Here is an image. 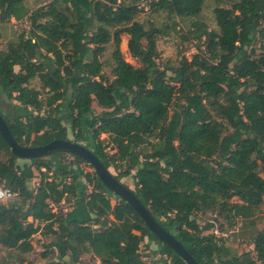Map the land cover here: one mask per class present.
Instances as JSON below:
<instances>
[{"label":"trees","instance_id":"16d2710c","mask_svg":"<svg viewBox=\"0 0 264 264\" xmlns=\"http://www.w3.org/2000/svg\"><path fill=\"white\" fill-rule=\"evenodd\" d=\"M137 1L51 0L29 10L25 0H0V24L11 18L28 24L16 42L0 49V94L8 102L7 113H0L20 145L68 139L59 115L69 95V128L75 139L89 134L90 149L106 168L119 171L117 180L135 171L137 198L198 264H264V227L251 234L254 255L237 253L216 231L204 234L193 217L209 211L232 228L239 219L255 216L264 201V44L259 54L252 47L258 38L264 40V0L216 6L217 30L194 21L188 33L204 37L205 52L164 69L156 62L161 31L135 19ZM204 2L152 0L150 8L194 17ZM122 34L129 35L128 52L141 67L122 58ZM110 41L115 45L114 78L108 81L99 56ZM43 61L55 69H47ZM168 70L172 75L167 77ZM33 78L40 88L29 87ZM94 101L102 108L99 113ZM101 134L108 136L114 152L106 149ZM146 144L150 151L143 152L140 147ZM2 150L8 159L0 160V184L16 192L0 202L2 247L30 252L31 238L42 226L64 245L69 243L66 250L73 264L83 252H91L99 264H187L131 205L115 194L118 201L111 204V191L94 169L86 172L80 166L93 168L86 160L69 153L72 161L65 164L57 158L60 165H55L51 156L65 150L32 158L40 178L30 188L29 171L17 163L0 135ZM79 176L90 186L82 199L89 215L69 220L68 213L52 211L50 204L76 197ZM233 197L240 202H231ZM144 240L157 244L159 259H143L139 246Z\"/></svg>","mask_w":264,"mask_h":264},{"label":"rangeland","instance_id":"374dc122","mask_svg":"<svg viewBox=\"0 0 264 264\" xmlns=\"http://www.w3.org/2000/svg\"><path fill=\"white\" fill-rule=\"evenodd\" d=\"M51 0H25L26 6L29 10H34L39 6L46 5ZM152 0H138L136 2L138 7V13L135 16V19L146 26L148 24H153L155 27L160 29V33L156 38V45L158 49V58L156 62L159 65L160 69L175 67L179 60L182 57H186L188 59L198 51L205 52V44L203 43L204 37L197 39L193 37V34H189L188 31L192 29V23L196 20H199L205 23L208 30L214 29L217 30L216 22L214 19V8L216 6H222L229 8L231 3L234 0H205L204 5L200 14L194 17H177L168 15L166 11L159 10V11H152L150 8V2ZM25 23V24H24ZM18 22V21H9L6 22V27H9V31H6L8 35L11 33L18 34L21 33L23 30L26 32L28 30V24L26 22ZM250 33H252L250 31ZM129 35L122 34L120 36V44L119 50L122 58L125 61L130 62L135 67H141V64L133 58L127 49V41ZM146 44V40L143 41ZM7 43L1 41L0 39V49L5 48ZM261 44H264V40L258 38L255 44L252 46L255 49L256 54L262 53V48L260 47ZM251 47H248L246 50H250ZM115 49V45L112 41H110L105 50L100 54L99 60L102 62V70L101 74L104 78L108 81H111L114 76L112 73V68L114 66V60L112 57V53ZM45 67L51 71L55 69L53 64H50L47 61H43ZM15 70H18V66L14 67ZM75 75L79 76L80 72L75 71ZM172 75V72L168 70L167 77ZM29 87L32 88H40V82L38 78H33L29 82ZM117 95H119V91H117ZM71 99L70 96H66L62 100V107L61 113L59 115V119L61 120L62 124L67 128V138L79 142L89 148L93 147V141L88 134L87 137L81 138L76 140L74 135L70 130V118H71ZM179 108L180 105L176 104ZM92 107L95 109L96 113H99L102 108L99 107L96 102L92 103ZM0 111L7 113L8 111V102L4 99V95L0 94ZM101 139H105L104 145H106V149L109 152H114L115 149L112 146L110 139L106 134L100 135ZM152 140V139H151ZM143 152L150 151L149 145H143L140 147ZM67 164L69 161H72L74 157L69 153H60L59 155H52L51 159L54 161L55 165H60V162ZM8 154L6 151H0V160H7ZM17 163L22 167V169H27L29 172V187L35 188L38 185L40 173L34 166L31 164V159H22L18 158ZM32 165V166H31ZM84 171H93V168L89 167V165L82 163L80 165ZM31 167V168H30ZM66 169L73 171L74 173L78 174L75 168H71L65 166ZM30 169V170H29ZM109 171L113 175H119V171L115 170L113 167H109ZM122 171V170H121ZM134 173L135 171H131V174L128 176L120 177V181L125 184L130 189L134 190ZM78 181V193L76 197L68 196L66 200H62L60 204H50L52 211L57 213H68V219H85L89 213L87 209L83 208L82 199H83V191H89L90 186L85 181V179L79 176ZM2 185V184H0ZM85 187V188H84ZM112 192H109L108 195L110 196V202L114 205L118 198L114 196ZM231 202H240L237 197H233ZM259 211L264 214V201L260 206ZM196 218L197 224L202 228L203 233H214L218 236H222L225 238L227 245L236 250L237 253H242L244 251H249L252 255V247L251 245V235H243L237 232V225L233 226L232 228L226 226V222L219 216H216L214 213L209 211L207 212H197L193 215ZM262 221H259V227H264V215L262 216ZM210 223H214L213 228H208ZM56 224H54V227ZM222 227V228H221ZM219 229H221L219 231ZM32 243V250L28 253H20L14 249H6L0 245V264H51L54 261L61 260L67 261L70 264V253L66 250V246L62 243L60 239L56 237L54 233L47 232L46 229L42 228L32 236L31 238ZM140 253L146 261H152L159 259V254L157 253V244L155 242L147 243V240H144L140 246ZM76 264H99V259L94 257L91 252H83L80 255V258Z\"/></svg>","mask_w":264,"mask_h":264},{"label":"water","instance_id":"95a60500","mask_svg":"<svg viewBox=\"0 0 264 264\" xmlns=\"http://www.w3.org/2000/svg\"><path fill=\"white\" fill-rule=\"evenodd\" d=\"M0 135L9 145L11 151L22 159H32L45 156L54 150H65L70 154L86 160L94 169L102 183L117 197L127 202L140 215L149 230L164 244L169 246L187 264H198L189 253L184 244L170 231L159 224L150 214L147 207L137 198L134 191L117 180L106 168L92 150L76 141L70 139H54L47 144L40 146L20 145L8 128L3 116L0 113Z\"/></svg>","mask_w":264,"mask_h":264},{"label":"crops","instance_id":"0c3cea01","mask_svg":"<svg viewBox=\"0 0 264 264\" xmlns=\"http://www.w3.org/2000/svg\"><path fill=\"white\" fill-rule=\"evenodd\" d=\"M11 21H15L13 18H11ZM9 27H6V24H0V39L1 41H4V43H13L17 41V35L14 33H11L8 35L6 34V31L8 30ZM264 214L261 213L260 211L255 215V216H251V217H247V218H242L239 219L236 223V225L238 226L237 228V232H239V234H247V235H251L253 233V231L255 229H260L261 227H259V221H262V216Z\"/></svg>","mask_w":264,"mask_h":264},{"label":"built area","instance_id":"2783aa9c","mask_svg":"<svg viewBox=\"0 0 264 264\" xmlns=\"http://www.w3.org/2000/svg\"><path fill=\"white\" fill-rule=\"evenodd\" d=\"M0 192H3L5 194V196L9 197V199L15 197V195H16V192L12 191L10 188L3 187L2 185H0ZM0 200H3V197H0Z\"/></svg>","mask_w":264,"mask_h":264},{"label":"clouds","instance_id":"9594fccd","mask_svg":"<svg viewBox=\"0 0 264 264\" xmlns=\"http://www.w3.org/2000/svg\"><path fill=\"white\" fill-rule=\"evenodd\" d=\"M0 197H3V200H0V202H6L9 197L5 196L3 192H0Z\"/></svg>","mask_w":264,"mask_h":264}]
</instances>
